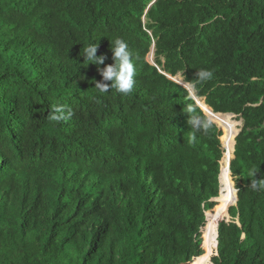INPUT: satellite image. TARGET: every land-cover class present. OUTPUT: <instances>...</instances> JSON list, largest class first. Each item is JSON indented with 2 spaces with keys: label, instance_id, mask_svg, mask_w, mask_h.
<instances>
[{
  "label": "trees",
  "instance_id": "16d2710c",
  "mask_svg": "<svg viewBox=\"0 0 264 264\" xmlns=\"http://www.w3.org/2000/svg\"><path fill=\"white\" fill-rule=\"evenodd\" d=\"M118 37L135 84L102 93L83 56L98 43L100 67L113 64ZM178 76L243 124L225 196L221 132ZM60 105L72 114L54 120ZM254 171L264 178V0H0V264H264Z\"/></svg>",
  "mask_w": 264,
  "mask_h": 264
},
{
  "label": "clouds",
  "instance_id": "9594fccd",
  "mask_svg": "<svg viewBox=\"0 0 264 264\" xmlns=\"http://www.w3.org/2000/svg\"><path fill=\"white\" fill-rule=\"evenodd\" d=\"M99 44L98 43H90L89 46L85 49V60L89 61L88 64H94L97 66V71L102 77V80L99 82H95V89L102 93L109 92V89H112L113 87L117 90V92L121 94H129L133 90V86L135 84V76H136V66L133 62L132 52L129 49L128 43L123 38H116L111 42V52H112V58L114 63L111 65H107L105 67H100L101 65H104L105 58L104 57H97V51H98ZM153 55V54H151ZM153 61L152 56H150ZM213 71L209 69H200L197 70L196 73V79L199 81H205L213 78ZM179 77V76H178ZM180 78V77H179ZM172 79V78H170ZM181 79V78H180ZM173 80V79H172ZM110 82V84L108 83ZM175 82V81H174ZM182 86L185 90L188 91L190 99L194 103L195 107L198 108L202 114L208 119L209 122H211L214 126L217 127V129L221 132V136L219 138L221 149L223 151V157L220 162V175H219V183H220V176H221V169L222 165L226 159V168L230 172V162L233 159V155L235 152V146H236V138L241 132L242 128V122L238 121L234 115H228V114H219L214 113L211 108L206 103L205 97H197L195 92L192 90V88L189 86L191 85V82H183L181 79V84L178 82H175ZM55 115L52 116V119L54 120H63L67 117L71 116V110L65 109V106L60 105L55 108ZM67 113V114H65ZM220 115L222 117L228 118V120L235 126L236 134L234 135L233 141L231 143L226 142L225 143V132L213 119V116ZM190 119V129L192 131L193 138H195V134L197 131H200L203 127V120L199 116L194 114V110H190L189 113ZM237 122H240L241 128L238 130V124ZM256 171L252 173V179L250 183V188L254 191H260L264 190V178L260 180H256L254 177L256 175ZM231 175V173H230ZM232 179V176H231ZM233 186H234V180L232 179ZM220 190H221V184H220ZM235 190V188H234ZM220 196V191H219ZM218 196V197H219ZM217 199V198H216ZM214 199L212 202L215 203ZM235 202H236V191H235ZM216 206V203H215ZM214 206V207H215ZM214 209V208H213ZM212 209V210H213ZM209 213V212H208ZM207 219V217H206ZM230 220H225L223 222L228 223ZM221 224V223H220ZM205 229V228H204ZM219 229V227H218ZM203 231V230H202ZM218 233L216 237V249L218 246Z\"/></svg>",
  "mask_w": 264,
  "mask_h": 264
},
{
  "label": "rangeland",
  "instance_id": "374dc122",
  "mask_svg": "<svg viewBox=\"0 0 264 264\" xmlns=\"http://www.w3.org/2000/svg\"><path fill=\"white\" fill-rule=\"evenodd\" d=\"M151 58L149 59V61H150V63H152L151 62ZM173 79V81H175V82H178V83H180L181 84V79L179 78V77H174V78H172ZM237 124H238V130L241 128V126H240V122H237ZM229 136L227 135V134H225V142L228 140V139H230V138H228ZM226 189V188H225ZM235 191V190H234ZM223 192V191H222ZM225 192H228L227 190H225ZM222 196H225V194H222L221 195V197ZM229 197H230V195H228ZM232 203L231 202H229V204L228 205H231ZM224 209L225 208H223V207H218L217 209H216V213L212 216V219L213 220H215V219H217V217H219L220 215H221V213L224 211ZM212 211L213 210H211L208 214H210V213H212ZM230 220V219H229Z\"/></svg>",
  "mask_w": 264,
  "mask_h": 264
},
{
  "label": "bare ground",
  "instance_id": "6f19581e",
  "mask_svg": "<svg viewBox=\"0 0 264 264\" xmlns=\"http://www.w3.org/2000/svg\"><path fill=\"white\" fill-rule=\"evenodd\" d=\"M218 116V115H217ZM220 116V115H219ZM223 129V128H222ZM234 129H235V126L233 125V127H232V129L229 131V137L228 138H230V139H228L226 142H229V143H231L232 141H233V131H234ZM224 130V129H223ZM224 132H225V134H227V132L224 130ZM224 140H225V138H224ZM225 142V143H226ZM223 168V167H222ZM222 170V169H221ZM221 177H222V171H221V176H220V184H221ZM225 188H224V186L221 184V190H220V196L222 195V194H227V192H225V190H224ZM223 191V192H222ZM231 192H233V189H231ZM234 203H235V201H234ZM232 205H234V204H232ZM232 205H229V206H232ZM216 213V212H215ZM220 217V216H219ZM219 217H217V218H219Z\"/></svg>",
  "mask_w": 264,
  "mask_h": 264
}]
</instances>
